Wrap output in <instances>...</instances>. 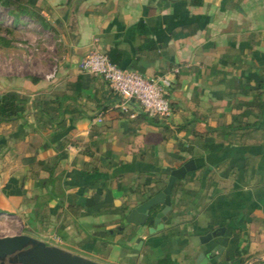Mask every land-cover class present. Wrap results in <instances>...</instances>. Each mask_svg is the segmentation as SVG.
Here are the masks:
<instances>
[{
	"label": "crops",
	"instance_id": "0c3cea01",
	"mask_svg": "<svg viewBox=\"0 0 264 264\" xmlns=\"http://www.w3.org/2000/svg\"><path fill=\"white\" fill-rule=\"evenodd\" d=\"M28 1L61 60L50 79L0 78V91L64 98L63 111L59 126L32 107L0 123V209L33 213L27 234L104 264H264V0ZM91 49L169 73L170 113L118 116L107 82L80 68ZM193 157L204 164L175 181L162 229L125 221Z\"/></svg>",
	"mask_w": 264,
	"mask_h": 264
},
{
	"label": "rangeland",
	"instance_id": "374dc122",
	"mask_svg": "<svg viewBox=\"0 0 264 264\" xmlns=\"http://www.w3.org/2000/svg\"><path fill=\"white\" fill-rule=\"evenodd\" d=\"M19 21L14 24L8 9L0 7V35L9 41V45L0 44V78L23 81L28 76H44L50 79L61 60L58 37L26 15H20ZM10 210V207L0 209V236L34 233L33 213H11Z\"/></svg>",
	"mask_w": 264,
	"mask_h": 264
},
{
	"label": "water",
	"instance_id": "95a60500",
	"mask_svg": "<svg viewBox=\"0 0 264 264\" xmlns=\"http://www.w3.org/2000/svg\"><path fill=\"white\" fill-rule=\"evenodd\" d=\"M202 157L185 160L178 167L170 170L165 185L156 193L131 207L125 215V221L135 226L147 224L151 219L150 232L164 227V222L172 209L171 193L177 179L201 166ZM158 206L160 209L155 210ZM223 234V227L203 235L191 237L195 245L208 242L212 237ZM203 256V253L200 254ZM204 258V257H203ZM0 264H104L72 250L46 242L27 234L19 233L0 236Z\"/></svg>",
	"mask_w": 264,
	"mask_h": 264
},
{
	"label": "built area",
	"instance_id": "2783aa9c",
	"mask_svg": "<svg viewBox=\"0 0 264 264\" xmlns=\"http://www.w3.org/2000/svg\"><path fill=\"white\" fill-rule=\"evenodd\" d=\"M80 68L101 76L119 97L117 106L127 112L129 117L133 118L139 112L159 117L170 113L167 96L171 83L169 73L143 77L135 70L120 67L98 49H91L83 56ZM97 120H101V117L98 116Z\"/></svg>",
	"mask_w": 264,
	"mask_h": 264
},
{
	"label": "trees",
	"instance_id": "16d2710c",
	"mask_svg": "<svg viewBox=\"0 0 264 264\" xmlns=\"http://www.w3.org/2000/svg\"><path fill=\"white\" fill-rule=\"evenodd\" d=\"M0 7H4L8 9V12L13 17L14 24L20 22L19 21L20 15H26L30 19L39 22L42 26L44 27L47 26L44 17L28 0H0ZM0 44L9 45V41L5 39V37L0 35ZM33 79L36 80L35 77H33ZM114 94L117 95L116 93ZM63 101L64 98H59L55 96L52 99L47 98L45 99L44 102H42L41 95H38V97H34L31 100L30 97L25 92H21L18 89L15 88L2 89V91H0V123L9 122L16 119L26 121L25 115L28 112L29 108L32 107L36 109V112L37 114H39V117L41 118L44 117L45 119L43 123L44 126L48 124L53 125L55 121L59 126L61 124V119L58 120L59 119L58 116L62 114ZM116 112L118 116L129 117V114L127 112L122 111L118 106L116 108ZM139 116H142L144 119H146L151 123H157L158 118H161L159 116H149L144 112L137 113V115L133 118H137ZM1 139L2 137H0V140ZM1 146L2 143L0 142V147ZM41 165H36L33 168L35 169L43 168ZM161 188L162 187H159L157 191H159ZM157 191H151L148 194V197H150ZM149 223H151V219L149 220ZM155 264H171V261L169 257H165L160 259ZM217 264H227V263H217Z\"/></svg>",
	"mask_w": 264,
	"mask_h": 264
},
{
	"label": "bare ground",
	"instance_id": "6f19581e",
	"mask_svg": "<svg viewBox=\"0 0 264 264\" xmlns=\"http://www.w3.org/2000/svg\"><path fill=\"white\" fill-rule=\"evenodd\" d=\"M0 217H2V216H0Z\"/></svg>",
	"mask_w": 264,
	"mask_h": 264
}]
</instances>
